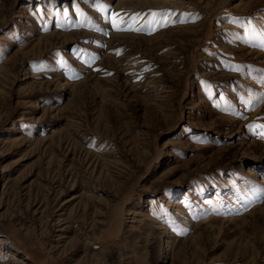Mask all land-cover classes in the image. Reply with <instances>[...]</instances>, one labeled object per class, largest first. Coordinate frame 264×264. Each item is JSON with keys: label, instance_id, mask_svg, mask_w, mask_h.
<instances>
[{"label": "rangeland", "instance_id": "374dc122", "mask_svg": "<svg viewBox=\"0 0 264 264\" xmlns=\"http://www.w3.org/2000/svg\"><path fill=\"white\" fill-rule=\"evenodd\" d=\"M0 264H264V0H0Z\"/></svg>", "mask_w": 264, "mask_h": 264}]
</instances>
